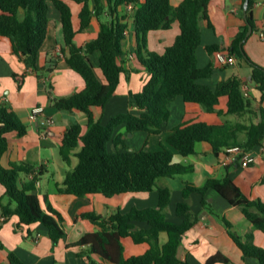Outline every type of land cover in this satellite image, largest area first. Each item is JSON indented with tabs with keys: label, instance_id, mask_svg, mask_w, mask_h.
Here are the masks:
<instances>
[{
	"label": "trees",
	"instance_id": "trees-1",
	"mask_svg": "<svg viewBox=\"0 0 264 264\" xmlns=\"http://www.w3.org/2000/svg\"><path fill=\"white\" fill-rule=\"evenodd\" d=\"M106 8H104V2ZM212 0H182L178 6L172 0H0V37L10 39L15 55L35 71L39 70L40 52L48 37L49 8L55 7L61 19L64 46L67 51L68 66L78 73L85 88L67 99L53 100L54 107L62 112L77 111L86 116V130L79 124H72L64 132L60 155L70 164L71 156L78 149L77 166L67 173L58 192L78 198L88 195H102L113 198L125 194L158 193L157 208L138 210L134 208L123 215L120 210L109 218L91 211L80 215L99 228V231L86 233L72 248L87 247L78 253L87 260V264H99L93 256L108 264H191L182 260L179 250L184 236L199 221L200 214L192 211L190 199L193 195L201 197L202 209L211 210L206 199L209 191L217 193L229 205L240 209L253 229L264 233V202L255 197H247L229 177L209 178L202 186L183 183V200L176 206L175 214L181 224L166 219V209L171 204L172 192L169 188L158 187L162 178H175L193 172L194 167L176 162V155L189 158L196 154L199 143H208L213 154L218 157L233 147L250 152L264 142V111L260 109L261 121L254 123L258 113L253 101L243 89L239 78L221 81L213 89L200 83L213 75V66L198 67L197 51L202 41L201 22H209L208 8ZM68 2L82 5L80 29L82 32L90 26L92 17L98 20L107 13L106 22L100 21L97 37L85 46H78L74 40L80 33L72 21V10ZM93 3V10L90 4ZM132 5V16L136 37V57L148 73L146 84L139 93L131 94L132 105L138 113L126 112L113 116L107 124L102 117L97 118L94 110H104L108 101L114 97L120 85L124 68V41L129 24L126 17L120 16L119 8ZM253 0H249L246 26L242 28L232 44L231 54L245 61L253 69L252 81L261 93L260 103L264 100V68L254 64L240 49L249 26L254 30L251 9ZM23 12V18L20 16ZM178 22L180 33L174 43L162 54L148 49V35L159 30H170ZM208 53L221 52L219 47L210 46ZM99 52V68L105 83L99 80L89 55ZM22 81L24 76L13 75ZM181 97L186 104L201 106L207 113L221 116L217 111L222 98H227V114L239 119L249 117V123L226 122L219 125L203 121H185L176 126L166 143L157 151L145 146L130 151L121 134L125 127L129 134L146 133L158 136L164 132L171 114L170 105ZM15 132L19 137L27 133L26 126L20 121L14 110L7 104L0 105V185L5 188L10 204L0 201V210L4 218L16 217L18 226L28 229L44 225L54 243L64 238V218L47 202L43 209L37 194V183L41 171L26 163H11L9 168L1 164L2 156L8 150L7 135ZM111 145V150H110ZM32 177L30 181L24 177ZM229 238L242 253L245 264L257 261L264 264V248L254 244V234L239 236L233 225L223 218ZM143 224V227H140ZM167 233L168 240L160 243V234ZM129 239L136 246H147L144 253L128 255L123 241ZM0 249H4L0 241ZM12 264L19 263L14 254L9 255ZM232 264L230 259L218 253L208 259L206 264Z\"/></svg>",
	"mask_w": 264,
	"mask_h": 264
},
{
	"label": "crops",
	"instance_id": "crops-1",
	"mask_svg": "<svg viewBox=\"0 0 264 264\" xmlns=\"http://www.w3.org/2000/svg\"><path fill=\"white\" fill-rule=\"evenodd\" d=\"M181 1L172 0V4L176 7ZM103 2L104 8H106V2ZM68 5L72 10L74 28L79 31L80 13L83 6L73 2H68ZM244 5L245 0L211 1L208 8L209 22H201L202 41L197 56L199 68H205L212 64L214 71L209 79H204L200 83L214 89L221 81L239 78L243 83L244 92L251 97L254 110L258 113L257 117L253 118V122L259 123L261 121L259 110L263 109L264 111V100L260 103L261 93L257 84L252 81L253 69L248 63L240 61L231 54L234 40L246 26ZM90 9L94 12L93 3L90 4ZM119 13L120 16L126 17L125 21L129 24L124 41V50L127 52L124 57L126 73L122 75L114 97L108 101L104 110H94L97 118L102 117L103 124H107L117 114L129 111L138 113V109L132 105L131 94L139 93L149 76L140 65L135 53L137 43L132 19L135 8L130 10L127 6H122L119 8ZM251 13L255 28L243 43L242 49L254 64L264 68V0H253ZM23 15L21 12L22 18ZM108 18L107 13L100 16L99 20L93 16L90 26L82 32L79 31L80 33L76 35L75 44L85 46L95 39L100 30V21L106 22ZM179 33L178 22H175L170 30L150 33L148 49L162 54L167 47L174 43ZM210 46L219 47L221 52L232 56L236 63L221 66L218 64L215 54L208 53L207 48ZM66 58L67 51L64 46L60 15L52 5L49 8L48 37L40 52L38 71L28 67L14 54L10 39L0 37V105H9L27 128V133L23 137H19L15 132L7 135L9 146L2 156L1 164L4 168H9L11 163H26L42 172L37 183V194L41 206L43 209H47V204L44 201V197H47L48 204L63 216L65 232L64 238L58 243H54L50 239L48 229L44 225L29 228L32 234L28 235V229L19 227L16 217L12 216L6 219L0 210V241L4 246V249H0V264H12L9 258L10 254L17 257L19 260L17 264H87L86 258L78 255L79 252L87 250V247L72 248L71 246L78 243L86 233L97 232L99 228L88 220L80 219V215L94 211L109 218L120 210L114 205L108 207L104 213L101 206L106 203L104 196V198H100L102 195L78 198L58 192L67 173L77 166L73 157H76V153L79 151L78 149L73 153L70 164L64 162L60 155L63 134L72 124H79L85 130L87 125L84 114L77 111L62 112L53 105V100L70 98L85 88L82 77L68 66ZM89 59L96 76L105 83L99 68V52L89 55ZM16 74L24 76L23 80L14 79L13 75ZM226 106L227 98H222L217 108V111L221 112V116H218L207 113L201 106L186 104L181 97H178L170 105L171 114L162 134L149 137L146 133H135L130 136L125 127H120L116 134L122 135L129 149L131 148L129 139L140 137L143 141L142 148L147 142L148 150L157 151L162 143H166L171 131L185 121H201L202 119L203 122L212 125L238 121L249 123L248 116L239 119L228 115ZM36 108H42L43 112L37 116V120H33L31 115ZM249 153L254 158V163L249 167H242L240 158L235 156L232 160V156L226 152H222L216 157L208 143H199L196 154L192 157L182 158L176 155V162L185 166L191 165L194 169L190 174L175 178H162L158 181V187L169 188L172 192L171 204L166 212L168 211L170 216L174 215L173 219H180L176 216L175 210L177 204L183 200L181 194L183 183L202 186L209 178L223 179L226 176L245 196L255 197L264 202V149L259 146ZM190 176L193 179H190ZM24 179L30 181L32 177H24ZM155 191L157 190L155 189L151 193ZM206 199L211 204L212 211L202 209L200 196L193 195L190 199L192 211L195 214H200V221L183 238L179 250L182 260H187L191 264H206L209 258L221 253L227 256L232 264H245L242 260V253L228 236L223 218L233 225V230L242 238L247 233H253L256 245L264 248V242H257L259 238L261 241L264 239L262 238L264 233L254 230L240 209L229 205L226 200L213 191L207 192ZM0 201L4 205L10 204L2 185H0ZM174 222L178 223V220H174ZM143 226L140 224V227ZM167 240V233H161L160 243L163 245ZM123 243L128 255H139L147 249L145 245H134L129 239L124 240ZM93 258L99 264H108L102 262L98 256H93ZM250 263L258 264L257 261Z\"/></svg>",
	"mask_w": 264,
	"mask_h": 264
},
{
	"label": "rangeland",
	"instance_id": "rangeland-1",
	"mask_svg": "<svg viewBox=\"0 0 264 264\" xmlns=\"http://www.w3.org/2000/svg\"><path fill=\"white\" fill-rule=\"evenodd\" d=\"M201 121H204V120L201 119ZM207 121H209V120H207ZM129 142H131V148L130 149H135L137 151L142 149V146H143L142 138H140V137L130 138ZM111 148L112 147L110 145V150H111ZM73 160H74L75 164L77 165L78 159L76 157H73ZM189 178L193 179V177H191V176ZM100 198H104V197L101 196ZM154 198H155V202H154ZM104 200H105L106 205L101 206V209L104 211V213H105V211H107L108 207H113L114 205H116L115 207L116 208L118 207L120 209L121 214L125 215V214L129 213L131 210H133L134 208H136L138 210H143V209H147V208H153V209L157 208L158 193H157V191H155L154 193L126 194V195L116 196V197H113L111 199L105 198ZM173 216L172 215L170 216V213H168V211L166 212V219L169 222L175 223L174 220H178V223H175V224L180 225L181 219H177V218L173 219ZM262 238H264V237H262ZM257 242L262 243V242H264V239L261 241L259 238ZM254 244L256 245L255 242H254ZM258 247H261V246L258 245ZM235 250L237 251L236 248H235ZM230 255L233 256V254H231V253H230Z\"/></svg>",
	"mask_w": 264,
	"mask_h": 264
},
{
	"label": "built area",
	"instance_id": "built-area-1",
	"mask_svg": "<svg viewBox=\"0 0 264 264\" xmlns=\"http://www.w3.org/2000/svg\"><path fill=\"white\" fill-rule=\"evenodd\" d=\"M127 7L130 10L134 8L132 5H129ZM215 57H216L218 64H220L221 66L234 65L236 63V60L232 56L226 54L225 52H218L215 54ZM42 112H43L42 108L34 109L32 112L31 118L33 120H37V116L41 114ZM261 147L264 149V142L261 145ZM225 152L228 155L232 156L231 157L232 160L235 156L240 158L242 167H249L251 164L254 163L253 156L249 152H245L240 147H233V148L227 149Z\"/></svg>",
	"mask_w": 264,
	"mask_h": 264
},
{
	"label": "water",
	"instance_id": "water-1",
	"mask_svg": "<svg viewBox=\"0 0 264 264\" xmlns=\"http://www.w3.org/2000/svg\"><path fill=\"white\" fill-rule=\"evenodd\" d=\"M248 8H249V0H245V5H244V18H245V20H247V11H248ZM252 32H253V28L251 26H249V29H248V32L246 34L245 40L252 34ZM245 40H243L240 43V49L241 50H242V46H243V43L245 42ZM130 136H132V134H130ZM130 151H132V149Z\"/></svg>",
	"mask_w": 264,
	"mask_h": 264
}]
</instances>
